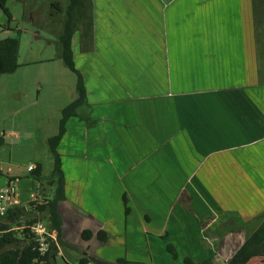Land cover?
<instances>
[{"label":"crops","instance_id":"0c3cea01","mask_svg":"<svg viewBox=\"0 0 264 264\" xmlns=\"http://www.w3.org/2000/svg\"><path fill=\"white\" fill-rule=\"evenodd\" d=\"M49 3L57 4L64 30L68 0L66 8L60 0ZM93 8V48L74 54L90 106L67 122L59 148L66 180L59 256L130 264L128 253L138 251H129L137 240L130 229L134 217L139 215L144 228L160 226L153 233L145 228L139 241L153 240L166 251L183 229L200 227L193 204L219 199L217 183L259 180L261 190L264 62L257 28L264 12L255 0H93ZM74 129L83 144L95 145L92 155L64 151ZM215 151L222 157L212 159ZM22 177L8 175L0 189L12 180L21 201L28 202L38 181L30 179L32 192L25 193ZM51 179L52 174L42 181ZM226 185L230 191V182ZM259 190L239 191L238 209L263 215ZM185 195L191 198L187 205ZM20 206L9 218L20 215ZM252 219L245 218V226ZM86 230L94 233L89 242L82 237ZM100 231L109 235L106 244L97 238ZM143 251L149 254V246Z\"/></svg>","mask_w":264,"mask_h":264},{"label":"rangeland","instance_id":"374dc122","mask_svg":"<svg viewBox=\"0 0 264 264\" xmlns=\"http://www.w3.org/2000/svg\"><path fill=\"white\" fill-rule=\"evenodd\" d=\"M49 2L52 0H10L7 7L12 18L11 21L9 16L0 9V39L17 37L21 42L20 68L14 74L0 77V167L4 171V175L0 173V184L2 181L6 182L8 175L24 176L21 184L26 189L25 193L32 192L29 188V180L31 179L33 182L36 180L29 171L30 166H37L38 163H41L43 177H51L54 170V159L47 144L48 138L58 134L62 110L75 101L78 96L76 91L77 76L68 69L60 57V33L63 32L64 18H60L59 12L54 10L51 7L52 3ZM91 2H88L86 11L83 10L81 14L82 23L76 26L77 30L73 38L75 55H79L81 49L90 51L93 48V34L92 31L91 33L87 32L90 29L86 25L91 19H94L93 0ZM60 5L63 8L67 7L65 0H60ZM255 5L264 12V0H255ZM51 11L55 13V16L50 14ZM257 36L260 38L259 45L261 51L263 50L261 56L264 62V23L258 25ZM262 67L264 74V64ZM88 70L94 72L93 68ZM262 82L264 85V77ZM14 111L20 112L14 115ZM82 137V133L78 129H74L67 139L64 151L92 155L91 152L95 145L83 144L85 141L82 142ZM217 153L215 151L212 159L218 155L220 158L222 157L223 153ZM115 159L120 161L118 158ZM9 169L12 171L11 174H8ZM261 181V190H259V185H261L259 180L236 179L222 181L220 185L217 183L215 192L219 193L220 198H215V202L210 203L199 202L203 208H206L205 211L208 209L213 211L203 213L202 207L197 203L193 204L198 209L201 225L196 228L193 224L191 228L183 229V232L179 234L180 237L174 238L176 242L174 253H170L168 250L161 251L164 245H159L153 240L149 245L139 241V238L146 236L145 228L153 233L158 232L160 226L147 225L143 221L146 224L144 228L138 225L139 215L137 218L134 217L132 221L136 222L131 224L130 229L136 235L137 240L135 245H129V251L131 252L132 249H138V251L128 253V260L131 259L130 264H185L184 260L187 256L195 258L196 254L198 259L195 260L200 264H225L241 246L244 238L254 231L262 216V213H258L259 215L257 214L258 216L255 217L249 212L246 214L245 210L238 209L235 196L239 198V191L248 190L249 193L251 191L255 193L259 190L263 195L264 204V179ZM226 182H230V191ZM36 184L38 190L35 188L33 193L47 199L52 195L47 180L36 182ZM31 189L33 190V187ZM229 196L230 203L227 202ZM183 200V204L187 205L191 198L185 195ZM223 201L226 203L223 204ZM21 202L19 218L15 221L10 220L11 223H14L13 230L16 231H18L19 225H24L31 218V208H28V206L32 207L30 206L31 197L28 202H25V199ZM139 204L138 201H135L136 207ZM152 216L156 217V213L152 212ZM251 217L254 219L249 221V226L248 224L245 226V218ZM45 223L47 224V221ZM241 223L244 225L240 226ZM240 231L242 236H240ZM201 235L204 240L198 239L197 243L196 237H201ZM165 242L166 240H161V243ZM148 246L149 254L143 251L147 250ZM167 246L165 245V248ZM202 252H205L208 257H202ZM57 264L80 263L67 255V257L58 258ZM248 264H264V258H254Z\"/></svg>","mask_w":264,"mask_h":264},{"label":"trees","instance_id":"16d2710c","mask_svg":"<svg viewBox=\"0 0 264 264\" xmlns=\"http://www.w3.org/2000/svg\"><path fill=\"white\" fill-rule=\"evenodd\" d=\"M9 1L10 0H0V9L9 16L11 21L12 18L7 7ZM89 1L91 2V0H68L64 30L60 37V57L68 69L77 76L76 91L78 97L62 110L59 133L50 138L47 142L54 159L52 179L48 181L49 186L53 188L52 195H50L48 199L45 198L47 204L31 208V218L25 222L24 225H19L18 231L13 230L14 223H11L12 220L15 221L19 218L18 214L15 218H9L11 212L14 211L13 209L15 208L8 212L4 223H0V230L7 231V233L0 238V264H57V260L60 258L59 249L64 243L61 241L63 219L59 213V207L60 203L66 200V180L62 167V155L59 148L67 132V122L72 118H79L81 109L90 106L85 80L76 67L73 52V38L77 30L76 26L82 23L81 19L83 18L81 14L83 10L86 11V5ZM52 7L59 12V10L56 9L57 4H52ZM52 16H55V13L52 12ZM93 23L94 20L91 19L90 22L86 24L87 28L90 29L87 32H93ZM20 46L21 42L17 37H8L4 40L0 39V77L14 74L20 68ZM31 173L36 181L41 182L43 180L42 164L38 163L36 169ZM124 203L126 205L127 214H129L130 209L127 205L128 200L126 196H124ZM18 211L20 212L21 209H18ZM40 219H46L50 230L57 232V240L50 239L51 244L49 252L44 256L41 255L38 244L30 231V227ZM82 237L84 241L89 242L94 237V233L90 230H86L82 233ZM97 238L101 243L106 244L109 240V235L105 231H100L97 234ZM167 249L170 253L175 252V247L173 245H168ZM254 258H264V213L257 229L247 237L246 241L225 264H248ZM184 262L185 264H200L190 257L185 258ZM80 264H89V260L87 258H82Z\"/></svg>","mask_w":264,"mask_h":264},{"label":"built area","instance_id":"2783aa9c","mask_svg":"<svg viewBox=\"0 0 264 264\" xmlns=\"http://www.w3.org/2000/svg\"><path fill=\"white\" fill-rule=\"evenodd\" d=\"M36 169V166H30L29 171L32 172ZM21 199L18 194L16 186L12 183V181L8 182V184L0 189V223H4L5 219L7 218L8 212L20 206ZM28 208L37 207L40 205L47 204L45 201V197L40 196L39 194H32L31 195V202ZM46 219H40L39 221L35 222L31 227L30 231L31 234L34 236L36 243L38 244L39 251L42 256L46 255L50 249V239L57 240V232L51 231L48 225L45 223ZM7 231L0 230V238L4 236Z\"/></svg>","mask_w":264,"mask_h":264}]
</instances>
